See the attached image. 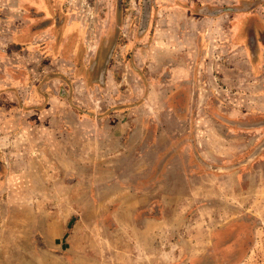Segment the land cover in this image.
<instances>
[{"label": "rangeland", "instance_id": "1", "mask_svg": "<svg viewBox=\"0 0 264 264\" xmlns=\"http://www.w3.org/2000/svg\"><path fill=\"white\" fill-rule=\"evenodd\" d=\"M263 140L264 0H0V264H264Z\"/></svg>", "mask_w": 264, "mask_h": 264}, {"label": "water", "instance_id": "2", "mask_svg": "<svg viewBox=\"0 0 264 264\" xmlns=\"http://www.w3.org/2000/svg\"><path fill=\"white\" fill-rule=\"evenodd\" d=\"M221 10L223 9L207 11L205 14L213 16V15H216V13H219ZM145 16H147V8H145V11H144V18ZM263 149H264V140L255 148V150L251 153V155L242 162V164L256 157Z\"/></svg>", "mask_w": 264, "mask_h": 264}]
</instances>
